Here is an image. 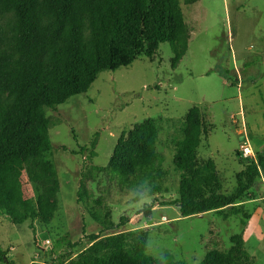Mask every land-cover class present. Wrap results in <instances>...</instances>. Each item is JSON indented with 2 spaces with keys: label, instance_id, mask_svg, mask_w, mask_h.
<instances>
[{
  "label": "rangeland",
  "instance_id": "374dc122",
  "mask_svg": "<svg viewBox=\"0 0 264 264\" xmlns=\"http://www.w3.org/2000/svg\"><path fill=\"white\" fill-rule=\"evenodd\" d=\"M179 1L189 34L184 55L175 61L170 44L158 42L151 57L99 71L84 92L47 110L56 207L46 222L13 223L0 211V247L14 261L0 264H67L138 242L152 260L196 264L212 248L230 250L235 233L251 264H264V171L240 201L250 214L243 224V215L223 210L181 216L173 163L192 106L204 120L196 159L213 162L219 191L233 193L236 173L253 161L242 157V145L257 161L264 155V0ZM16 18L6 12L1 22ZM147 118L157 128L156 158L120 183L110 165L116 140ZM9 173L37 210L38 188L24 164L16 160Z\"/></svg>",
  "mask_w": 264,
  "mask_h": 264
},
{
  "label": "trees",
  "instance_id": "16d2710c",
  "mask_svg": "<svg viewBox=\"0 0 264 264\" xmlns=\"http://www.w3.org/2000/svg\"><path fill=\"white\" fill-rule=\"evenodd\" d=\"M6 12H15L16 20L1 22ZM158 42L170 44L175 61L187 51L189 34L179 0H0V211L13 223L31 217L46 222L56 207L49 199L58 184L47 110L84 92L99 71L116 69L139 56L151 57ZM203 122L199 108L192 106L183 138L176 142L173 163L180 172V214L223 210L226 216L243 215L244 224L250 214L240 201L264 171V155L236 173L233 193L219 191L213 162L199 165L196 159ZM156 137L150 118L119 135L110 159L118 182H126L155 160ZM16 160L37 185V210L24 201L20 184L11 183L9 169ZM150 207L144 211L149 213ZM97 237L90 235L92 240ZM231 241L230 250L212 248L196 264H251L242 235L233 234ZM0 261L14 263L1 247ZM67 264L187 263L169 255L152 260L145 243L138 242L117 244L102 254L88 251Z\"/></svg>",
  "mask_w": 264,
  "mask_h": 264
},
{
  "label": "built area",
  "instance_id": "2783aa9c",
  "mask_svg": "<svg viewBox=\"0 0 264 264\" xmlns=\"http://www.w3.org/2000/svg\"><path fill=\"white\" fill-rule=\"evenodd\" d=\"M241 155L244 158H249L253 160L254 162H257V158L254 156V153L252 152L251 148L247 145H242Z\"/></svg>",
  "mask_w": 264,
  "mask_h": 264
}]
</instances>
